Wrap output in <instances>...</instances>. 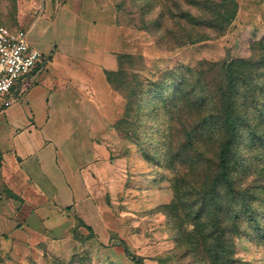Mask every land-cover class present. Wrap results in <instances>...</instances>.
<instances>
[{
    "label": "rangeland",
    "instance_id": "rangeland-1",
    "mask_svg": "<svg viewBox=\"0 0 264 264\" xmlns=\"http://www.w3.org/2000/svg\"><path fill=\"white\" fill-rule=\"evenodd\" d=\"M21 1L29 0H0V25L26 28L18 20ZM113 1L119 21L148 32L152 42L150 78H135L122 86L128 107L119 123L123 138L119 156L132 158L128 179L109 196L118 226L108 235L97 234L78 221L70 234L55 239L24 264H137L136 258L145 264H223L225 258H216L219 246L213 239L219 231L214 214L206 218L209 209L199 210L203 203L199 193L210 187L223 147L219 131L224 130L215 126L216 115L224 110L238 119L230 155L233 163L247 153L252 139L246 116L251 121L263 119L252 97L245 99L248 85H235L228 65L232 59L250 57L251 42L264 34L248 27L234 32L233 0ZM201 37L205 39L195 40ZM134 64L142 65L136 60ZM159 67L165 70L157 71ZM242 71L237 64L235 77ZM218 82L225 94L217 112L212 91ZM254 82L264 85L262 78ZM234 165L237 185L253 182L254 206L263 209L264 165L260 162L246 171L242 164ZM223 202L231 206L229 198ZM234 205L242 212L241 201ZM241 217L244 234L230 244L232 264H264V238L257 236L243 213ZM222 223L228 233L231 222ZM198 231L212 234L200 250L195 243ZM217 252L220 258L222 252ZM8 257L9 250L0 245V264H7Z\"/></svg>",
    "mask_w": 264,
    "mask_h": 264
},
{
    "label": "crops",
    "instance_id": "crops-1",
    "mask_svg": "<svg viewBox=\"0 0 264 264\" xmlns=\"http://www.w3.org/2000/svg\"><path fill=\"white\" fill-rule=\"evenodd\" d=\"M235 2L234 32L263 35L264 0ZM18 18L43 59L0 111L7 264L40 256L78 221L97 234L117 228L109 196L128 179L132 158L119 156L128 107L122 86L152 74L148 32L121 23L113 0L21 1Z\"/></svg>",
    "mask_w": 264,
    "mask_h": 264
},
{
    "label": "trees",
    "instance_id": "trees-1",
    "mask_svg": "<svg viewBox=\"0 0 264 264\" xmlns=\"http://www.w3.org/2000/svg\"><path fill=\"white\" fill-rule=\"evenodd\" d=\"M233 1L236 4L235 0ZM233 16H235V14ZM190 22L192 25H204L201 21L197 23L193 21ZM201 39H205V37L195 40ZM188 40L192 41L194 39ZM251 51L252 54L250 57H239L230 60L228 69L233 73L232 81L235 85H248L247 92L245 93V99L249 101L252 97L253 107L260 112L263 119L258 118L255 121H251L246 116L248 121L247 119L244 120L253 130L251 131L252 139L247 145V155L245 154L242 156L241 160H236V162L233 163L230 155L234 145V136L238 126V119L228 117L224 110L221 111L222 114L216 115L217 119L214 123L215 126L224 130L219 131V137L220 139H223V147L219 153L218 168L210 187L199 193L203 196V203L199 206V210H204L206 207L209 209L210 214L206 215V218H210L212 214H214L217 227L216 230L219 231V236L213 240L218 241L219 248L217 250L222 252L221 257L219 258L216 250V258H225V263L223 264H232V260L230 259L231 249L229 250L230 244H232L235 237H240L244 234L243 230L239 227V224L242 221V213L244 214V219L248 221V223L253 224L254 228L257 230V236H262L264 238V212L260 213V211L264 210V206L261 210L254 206L253 200H256L257 197L252 198V192L254 189L253 182H246L243 185H237V165H234L237 163L238 165L242 164L243 171H246V168L250 166H256L255 168H257L260 162L264 165V131H261V128H264V107H261V103L264 102V85L254 82L255 79H264V37L251 42ZM237 64L243 66V75L239 77H235L234 74ZM222 65L223 68L225 62H223ZM214 87L215 89L212 91V94H214L213 99H215L214 110L218 112L220 110L219 103L221 98L224 96L225 91L220 84L218 86L215 85ZM222 187L225 188L224 191H222ZM263 193L264 186L260 191V195L262 196ZM225 198H229V202L231 203L230 207H225L223 202V199ZM238 200L242 202V212L238 211L234 207L235 202ZM223 221H228L232 224V227H229L228 233H225V225L222 223ZM253 226L251 227L253 228ZM196 234L197 237H195V243L198 246V250H200L201 247L207 245L206 243L212 237V234H205L201 231L196 232ZM136 262L137 264H145L144 261L139 258H136Z\"/></svg>",
    "mask_w": 264,
    "mask_h": 264
},
{
    "label": "built area",
    "instance_id": "built-area-1",
    "mask_svg": "<svg viewBox=\"0 0 264 264\" xmlns=\"http://www.w3.org/2000/svg\"><path fill=\"white\" fill-rule=\"evenodd\" d=\"M42 59L41 51L30 42L27 28L0 25V111L13 105L17 83L30 76Z\"/></svg>",
    "mask_w": 264,
    "mask_h": 264
}]
</instances>
